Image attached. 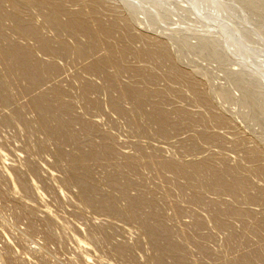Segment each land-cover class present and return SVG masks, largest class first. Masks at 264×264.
Listing matches in <instances>:
<instances>
[{
	"label": "rangeland",
	"instance_id": "1",
	"mask_svg": "<svg viewBox=\"0 0 264 264\" xmlns=\"http://www.w3.org/2000/svg\"><path fill=\"white\" fill-rule=\"evenodd\" d=\"M88 1L0 0V264H264V22ZM243 13L256 51L201 48ZM20 54L57 69L36 84Z\"/></svg>",
	"mask_w": 264,
	"mask_h": 264
},
{
	"label": "bare ground",
	"instance_id": "2",
	"mask_svg": "<svg viewBox=\"0 0 264 264\" xmlns=\"http://www.w3.org/2000/svg\"><path fill=\"white\" fill-rule=\"evenodd\" d=\"M26 1H29V0H26ZM38 1H44V2H48V1H51L52 3L56 0H38ZM93 5H96V4H99L100 3V0H89ZM88 1V2H89ZM193 4V7L195 8V10L197 11H200V9H205V11H203V14L206 18H209V19H212L214 17H216V13L218 12H234V8L235 7H232L230 6V3L234 2L235 0H190ZM242 2V4L244 5L245 8H247L250 12H252V15L254 17H258L260 18L263 22H264V0H239ZM58 3H60L59 1H57ZM123 2V5H128L130 11L133 10V11H136L138 9V7L136 5H133V4H128L126 0H122ZM161 0H139V3L142 4V3H153V4H158V5H161ZM50 3V2H49ZM51 3V4H52ZM55 4V5H58ZM190 3V2H189ZM38 4V3H37ZM46 4V3H45ZM191 4V5H192ZM39 5V4H38ZM43 5V4H42ZM50 4H48L49 6ZM62 5V4H61ZM91 5V4H89ZM54 6V5H53ZM208 6H212V8H207ZM214 6V7H213ZM63 7V6H62ZM127 7V6H126ZM202 7V8H201ZM51 8V7H50ZM53 8V7H52ZM94 9V8H93ZM56 13L60 14L61 13V7L59 6V8L57 7L56 9ZM54 10V11H55ZM236 10V9H235ZM51 11V9H50ZM49 11V12H50ZM65 11V10H62V12ZM229 12V13H230ZM66 13V11H65ZM228 13V14H229ZM83 14V13H82ZM238 14V13H237ZM55 15V14H54ZM57 15V14H56ZM231 14H229L228 17H230ZM239 15V14H238ZM61 16V15H60ZM59 16V17H60ZM81 15L79 13H75V12H69L68 13V20L63 22V21H60L58 22V24L64 28V29H67V28H70L72 27L73 29L75 30H87V22L86 21H83L82 18L80 17ZM233 15H231L232 17ZM84 18V17H83ZM233 18V17H232ZM85 19V18H84ZM49 20H52V19H49ZM225 20V19H224ZM249 17L248 15H246L245 13H243L240 17V20L238 19L237 22H241L240 24H234V23H226V22H223V24L221 25V22L220 24L218 25L219 28H220V33L222 34L223 32V35H220L218 36V38L216 37H212L209 39L208 38H201L200 39V46L201 48L203 49L204 48V51H210V52H226L227 51V48H226V45L229 47V49H231L232 47H234V51H245V52H253V51H256L257 48H256V43H255V46L252 47V48H246L245 49V46L244 48L242 47V45L240 44H243V41L244 40H247V38L249 39V35L248 33H246L242 28H241V25L242 27H246L247 23L249 22ZM233 22V21H232ZM235 22V20H234ZM236 22V23H237ZM208 23H210L208 21ZM212 26V25H211ZM217 26V25H215ZM18 27V32L20 33H23V34H27L29 33L30 31H34L33 28L31 27H28V28H31V29H28L27 26H24L22 23H19V25H17ZM237 27L240 29L238 30ZM95 29V28H94ZM97 29V28H96ZM95 29V30H96ZM112 29V27H107L105 26L104 24L102 23H99L98 25V29L96 30L99 31V32H103L105 31L108 32ZM208 29V28H207ZM237 29V30H236ZM260 29V30H259ZM71 30V28H70ZM209 30V29H208ZM215 30V29H214ZM258 30L261 32V27L258 28ZM206 31V30H205ZM213 31V30H212ZM218 31V29H217ZM243 31V32H242ZM78 32V31H77ZM111 32V31H110ZM207 32V31H206ZM258 32V31H257ZM216 33V32H215ZM219 33V32H218ZM96 35V34H95ZM224 35H227V37L225 38ZM96 37V36H95ZM225 38V41H223L222 38ZM3 39L5 40L6 38L3 37ZM222 39V40H221ZM260 39L264 42V36H262L260 34ZM91 40V39H90ZM92 41H94V39H92ZM254 41V40H253ZM234 42H236V45H234ZM245 43V42H244ZM238 46H241V47H238ZM56 48V47H55ZM60 49V48H59ZM4 52H25L24 51V48L23 47H9V49H5L3 48ZM35 57L34 56H31V55H27V54H20L18 56H16V59H15V65L18 66V67H21L23 70H24V78L29 80V81H33V82H36V84H38L39 82H41V74L44 73L43 71L44 70H51V71H54L56 70L57 68L56 67H51V66H41L40 64L36 63L35 61ZM105 59H103V62H104ZM38 62V61H37ZM105 63V62H104ZM103 64V63H101ZM97 65H100V64H97ZM32 82V83H33ZM60 93V92H59ZM128 93L132 96H137L139 97V99H141L144 95H142V93L138 90V89H131L130 91H128ZM55 100V98H54ZM35 103L38 105V106H43L44 104H47V103H51L53 102V100L46 96V95H41V96H38L34 99ZM203 103H206V101L203 99L202 100ZM51 111L49 110H46L45 111V115H51L50 114ZM43 114V115H44ZM44 115V116H45ZM54 115V114H53ZM48 117V116H47ZM45 117V118H47ZM52 119H54L55 121H61L62 120V117L59 115V114H55L54 117H52ZM159 120L165 122V118L161 117L159 118ZM160 121V122H161ZM70 134V133H69ZM63 135V134H62ZM94 153H86V152H81L82 155H81V161L85 164L86 161L88 160V158L91 156V155H97V152L93 151ZM200 167V166H199ZM198 167V168H199ZM192 168V167H191ZM217 174V173H216ZM215 174V175H216ZM219 175L217 174L216 177H218ZM221 179V178H220ZM84 190L86 191H93L92 188L90 189L89 187H85L83 188ZM170 250V249H169ZM174 250V248H173ZM175 250H176V247H175ZM174 250V251H175ZM164 251V250H163ZM177 251V250H176Z\"/></svg>",
	"mask_w": 264,
	"mask_h": 264
}]
</instances>
